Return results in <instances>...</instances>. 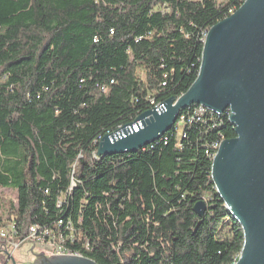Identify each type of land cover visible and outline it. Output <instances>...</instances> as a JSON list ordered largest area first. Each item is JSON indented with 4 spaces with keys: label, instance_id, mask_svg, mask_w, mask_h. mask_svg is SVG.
I'll return each mask as SVG.
<instances>
[{
    "label": "trees",
    "instance_id": "obj_1",
    "mask_svg": "<svg viewBox=\"0 0 264 264\" xmlns=\"http://www.w3.org/2000/svg\"><path fill=\"white\" fill-rule=\"evenodd\" d=\"M244 1L0 0V189L17 193L0 248L35 227L98 264H235L244 231L211 177L227 110L192 104L132 153L98 150L188 90L208 30Z\"/></svg>",
    "mask_w": 264,
    "mask_h": 264
},
{
    "label": "water",
    "instance_id": "obj_2",
    "mask_svg": "<svg viewBox=\"0 0 264 264\" xmlns=\"http://www.w3.org/2000/svg\"><path fill=\"white\" fill-rule=\"evenodd\" d=\"M192 104L219 114L230 111L236 136L221 142L212 161V182L244 231L235 264H264V0H245L213 25L188 90L105 135L98 153H132L158 140ZM193 209L202 217L205 203ZM38 257L43 264H98L81 255Z\"/></svg>",
    "mask_w": 264,
    "mask_h": 264
},
{
    "label": "rangeland",
    "instance_id": "obj_3",
    "mask_svg": "<svg viewBox=\"0 0 264 264\" xmlns=\"http://www.w3.org/2000/svg\"><path fill=\"white\" fill-rule=\"evenodd\" d=\"M4 198L5 200H13L15 201L17 199V193L16 191L12 189L3 188L0 189V199ZM1 205L3 203H0ZM7 216L6 209H4V217ZM97 217L101 220V222L106 225V222L104 220V214L101 212L99 206H97ZM23 246V248H21ZM10 249L11 253H15V255L23 249V252L31 253V251L34 253V255L37 257L40 253H45L47 256L55 255L58 251L57 244L52 242L51 240L43 241L42 239H33V240H26L24 242H11L7 244L6 246L1 247L0 249ZM20 254V256L18 255ZM16 257L23 258V255L21 253H18ZM25 258H23L24 260Z\"/></svg>",
    "mask_w": 264,
    "mask_h": 264
},
{
    "label": "flooded vegetation",
    "instance_id": "obj_4",
    "mask_svg": "<svg viewBox=\"0 0 264 264\" xmlns=\"http://www.w3.org/2000/svg\"><path fill=\"white\" fill-rule=\"evenodd\" d=\"M23 248V246L21 247ZM10 249L4 248L0 249V264H43V260L34 255V253L31 251V253L23 252V249L19 251L18 253H21L23 255V258L16 257L15 253L10 254ZM20 256V254H18Z\"/></svg>",
    "mask_w": 264,
    "mask_h": 264
},
{
    "label": "built area",
    "instance_id": "obj_5",
    "mask_svg": "<svg viewBox=\"0 0 264 264\" xmlns=\"http://www.w3.org/2000/svg\"><path fill=\"white\" fill-rule=\"evenodd\" d=\"M206 110H207L206 108H199L198 113L199 114H203ZM215 145H217V143ZM213 150H214V146H213ZM2 205L5 206V204H2ZM11 219H13V217H11ZM8 225H9L8 227H3V228L0 229V237H1V239L10 238L11 237L10 234H12V232H14L13 231V227H14L13 224L12 223L11 224L9 223ZM33 239H42L43 241H45V238L43 236L36 235V228L35 227H32L31 228V234H30V236L27 237L26 239L20 241V242H24L26 240H29L30 241V240H33ZM9 243H11V241ZM57 248H58V246H57ZM55 255H70V253H69V251H67L65 249L58 248V251L56 252Z\"/></svg>",
    "mask_w": 264,
    "mask_h": 264
},
{
    "label": "bare ground",
    "instance_id": "obj_6",
    "mask_svg": "<svg viewBox=\"0 0 264 264\" xmlns=\"http://www.w3.org/2000/svg\"><path fill=\"white\" fill-rule=\"evenodd\" d=\"M232 13H233V11H231V14H232ZM199 108H206V107H204L203 105H199ZM206 109H207V108H206ZM207 110H209V109H207ZM227 111L230 113L229 110H227ZM182 118H183V117H182ZM182 121H183V120H182ZM221 142H222V141H220L219 143H217V145H214V149H215L214 156L216 155L217 150H218V148H219ZM213 158H214V157H213ZM58 248H61V247L58 246ZM61 249H62V248H61ZM69 253H70V255H80V254L72 253L71 251H70Z\"/></svg>",
    "mask_w": 264,
    "mask_h": 264
}]
</instances>
